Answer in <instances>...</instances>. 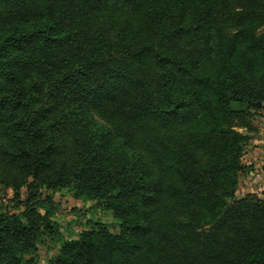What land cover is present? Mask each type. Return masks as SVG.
<instances>
[{
    "label": "trees",
    "instance_id": "obj_1",
    "mask_svg": "<svg viewBox=\"0 0 264 264\" xmlns=\"http://www.w3.org/2000/svg\"><path fill=\"white\" fill-rule=\"evenodd\" d=\"M259 101L264 0H0V185L23 205L0 264H39L57 189L119 230L44 264H264V197L238 198Z\"/></svg>",
    "mask_w": 264,
    "mask_h": 264
},
{
    "label": "rangeland",
    "instance_id": "obj_2",
    "mask_svg": "<svg viewBox=\"0 0 264 264\" xmlns=\"http://www.w3.org/2000/svg\"><path fill=\"white\" fill-rule=\"evenodd\" d=\"M232 106L235 109L239 108V104L236 102H234ZM252 110L254 112L253 123L257 126V131L252 133V137L246 146V150L250 149L251 146L256 145H263L262 147L264 148V106L262 102L261 106H258L256 103L255 108ZM238 129L247 133L245 128ZM245 154L246 153H244V155ZM244 155L242 159L246 158L248 160V154ZM261 155L264 156V152H262ZM247 160L244 159L243 163ZM244 165L246 164L244 163ZM255 174H257L256 171H253L251 178L253 186H255L256 183L254 181L258 180L253 179ZM50 191L52 192V200L46 205V207L51 210L50 216L56 221L58 231L55 234L43 236L41 242H38L37 248L27 254L26 257L33 256L37 259L39 264H44L48 259L60 251L61 245L64 241L77 239L83 231L92 229L100 223L108 224L114 232L119 230L118 221L114 216L112 209L105 208L96 200L76 197L74 193L68 189ZM240 192L241 191L238 189V195H242ZM26 195L27 187H23L21 198L24 199ZM44 197L45 194L43 195V198ZM22 208L23 205H17L14 200V190L11 187L0 185V210L17 212ZM41 210L43 212L45 211L42 208Z\"/></svg>",
    "mask_w": 264,
    "mask_h": 264
},
{
    "label": "crops",
    "instance_id": "obj_3",
    "mask_svg": "<svg viewBox=\"0 0 264 264\" xmlns=\"http://www.w3.org/2000/svg\"><path fill=\"white\" fill-rule=\"evenodd\" d=\"M262 146L263 145L251 146V148L247 149L245 152L248 154V160L244 158L247 160V163L244 162L246 164V168L242 172L240 179L239 190L241 191V194L255 192L264 197V156L261 155L262 152H264V148ZM253 171H256L257 175L259 176L258 180L254 181L256 182L255 186H253V182L251 180Z\"/></svg>",
    "mask_w": 264,
    "mask_h": 264
},
{
    "label": "water",
    "instance_id": "obj_4",
    "mask_svg": "<svg viewBox=\"0 0 264 264\" xmlns=\"http://www.w3.org/2000/svg\"><path fill=\"white\" fill-rule=\"evenodd\" d=\"M257 105H258V106H261V101L257 102ZM238 198H242V195L239 194V195H238Z\"/></svg>",
    "mask_w": 264,
    "mask_h": 264
},
{
    "label": "built area",
    "instance_id": "obj_5",
    "mask_svg": "<svg viewBox=\"0 0 264 264\" xmlns=\"http://www.w3.org/2000/svg\"><path fill=\"white\" fill-rule=\"evenodd\" d=\"M258 178H259V176L256 174V175H255V177H254V179H256V180H257Z\"/></svg>",
    "mask_w": 264,
    "mask_h": 264
}]
</instances>
